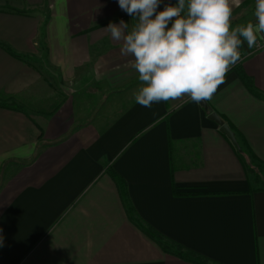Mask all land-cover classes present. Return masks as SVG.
<instances>
[{
	"label": "crops",
	"instance_id": "obj_1",
	"mask_svg": "<svg viewBox=\"0 0 264 264\" xmlns=\"http://www.w3.org/2000/svg\"><path fill=\"white\" fill-rule=\"evenodd\" d=\"M254 4L233 0V26L256 23ZM120 20L136 23L118 0H0V264H197L130 219L109 170L164 236L217 264H264V187L209 118L264 166V99L240 76L264 94V45L242 43L207 107L145 108L104 29Z\"/></svg>",
	"mask_w": 264,
	"mask_h": 264
},
{
	"label": "clouds",
	"instance_id": "obj_2",
	"mask_svg": "<svg viewBox=\"0 0 264 264\" xmlns=\"http://www.w3.org/2000/svg\"><path fill=\"white\" fill-rule=\"evenodd\" d=\"M118 0L120 9L136 21L124 20L104 28L113 41L122 42V56L133 58L141 86L137 104L212 98L230 68L241 59V46L257 44L264 34V0H255L256 23L233 26V0ZM239 7V4L236 5ZM3 237L0 236V246Z\"/></svg>",
	"mask_w": 264,
	"mask_h": 264
},
{
	"label": "trees",
	"instance_id": "obj_3",
	"mask_svg": "<svg viewBox=\"0 0 264 264\" xmlns=\"http://www.w3.org/2000/svg\"><path fill=\"white\" fill-rule=\"evenodd\" d=\"M240 76H241L242 80H244V83L247 86V88L255 96L264 99V94H262L261 92H259L257 90V88L254 86L253 81L250 77H248V76L245 77L241 72H240ZM1 104L3 105V103H1ZM239 151L242 155V159L247 164L249 170H251L253 172L254 167L252 166V164H250V161H248V160L246 161V158L244 156L245 150L240 149ZM109 173L112 175V177L114 178V180L118 184L121 197H122V199H123V201L127 207L128 213L130 214V216H129L130 219L146 235H148L150 238L155 240L166 252L172 253V254H174L180 258H183L185 260L196 262L197 264H208V262L217 264L216 262H214V261L210 260L209 258L195 252L194 250H191L190 248H187V247L183 246L182 244L164 236L163 234H161L160 232L155 230L152 226L146 224L143 220H141L139 218V216H137L136 211L134 210V208L130 202L128 192H127L126 182H125L124 178L122 176H120L118 173L113 172L112 170H109Z\"/></svg>",
	"mask_w": 264,
	"mask_h": 264
},
{
	"label": "water",
	"instance_id": "obj_4",
	"mask_svg": "<svg viewBox=\"0 0 264 264\" xmlns=\"http://www.w3.org/2000/svg\"><path fill=\"white\" fill-rule=\"evenodd\" d=\"M200 103L204 106L207 107L206 101L202 100ZM209 118L213 121H215L217 124L220 125V131L224 133L234 144L238 149H241V146L237 140L235 132L230 128V126L225 123L220 116L216 112H211L209 114Z\"/></svg>",
	"mask_w": 264,
	"mask_h": 264
},
{
	"label": "rangeland",
	"instance_id": "obj_5",
	"mask_svg": "<svg viewBox=\"0 0 264 264\" xmlns=\"http://www.w3.org/2000/svg\"><path fill=\"white\" fill-rule=\"evenodd\" d=\"M244 20L249 21V18L246 17ZM262 36H264V34H262ZM259 37H261L260 34H258V38ZM262 45H264V38H262L261 40H257V44L254 47V49H258V47ZM250 164H252V166L254 167L253 174L256 185L258 187H264V166L255 160L250 161ZM208 264H212V263L208 262Z\"/></svg>",
	"mask_w": 264,
	"mask_h": 264
},
{
	"label": "built area",
	"instance_id": "obj_6",
	"mask_svg": "<svg viewBox=\"0 0 264 264\" xmlns=\"http://www.w3.org/2000/svg\"><path fill=\"white\" fill-rule=\"evenodd\" d=\"M263 46V45H262ZM262 46L258 47V48H261Z\"/></svg>",
	"mask_w": 264,
	"mask_h": 264
}]
</instances>
